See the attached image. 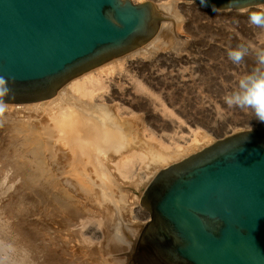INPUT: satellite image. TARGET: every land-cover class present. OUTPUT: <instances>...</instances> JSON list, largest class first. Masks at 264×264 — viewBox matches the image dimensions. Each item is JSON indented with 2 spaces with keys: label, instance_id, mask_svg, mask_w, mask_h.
<instances>
[{
  "label": "rangeland",
  "instance_id": "obj_1",
  "mask_svg": "<svg viewBox=\"0 0 264 264\" xmlns=\"http://www.w3.org/2000/svg\"><path fill=\"white\" fill-rule=\"evenodd\" d=\"M261 10L264 9L256 7L237 11H221L209 7L202 9L195 0L182 1L175 8V11L179 12L181 22H178L174 29L181 38L175 37L171 47L167 48L166 54L162 53L166 49L163 47V50L159 49L161 51L158 54L153 53L149 54L150 57L136 59V61H143L144 64L152 61V64L158 65L159 71H153L157 72L158 81L150 82L147 69L137 71L132 68H127L126 71L117 68L112 74L107 75L105 80L103 79L107 87L113 84L114 80L119 79L125 86L115 88V91L127 90L134 93L132 88L135 83L131 82L128 85L126 82L129 77L133 79L135 77L151 92L160 93L165 97L161 98L163 104L182 121V123L178 120L176 122L175 116L164 115L163 117V113L160 112L162 108L160 101L150 99V103L156 107L149 103V110L145 115L146 131L149 129V132L144 131V134L141 130H137L128 141H125L126 144H119L117 147L125 148L128 153L136 150L140 154L143 153L145 158L142 154L143 158H140L143 161L148 157L144 164L139 163L140 159L137 157L132 158L131 162L135 163H133L134 169L130 164L132 169L130 175L131 173L132 175L127 178L130 179L126 180L127 183L124 182L125 185L119 182L117 187L114 185L111 188H104L103 181L95 176H92L93 179L95 178L93 183L88 179L76 181L75 172L67 171L68 163L65 162L67 163L65 164L62 159V161L55 159L49 146L46 147L50 141L43 135L40 136L43 140L45 139L44 142L41 141L43 145L42 149L40 148L41 151L39 147L34 150L37 145L27 140L32 138L36 128H45V124L39 123L44 122L45 116L42 114H32L30 120L26 122L28 124L26 129L23 127L24 124L19 125L16 122L19 119L22 120L21 116L8 118L3 114L0 117V207L4 210H0V221L3 220L0 222V231L3 229L0 232V244L10 242L9 245L13 248L12 264H106V260L110 258V264H134L132 257L139 235L149 220L148 214L139 205V201L147 180L151 178L148 179L149 174L145 173L150 170L149 166L153 165L151 155L155 152L163 153L162 151L165 150L168 153L175 149L165 135H173L176 132L174 138H177L182 134L184 139L182 137H180L181 140L176 139L177 144L181 146L188 139V126L191 129L198 127L202 133L204 131L211 133L208 131L211 130L219 135L230 127L238 129L235 133L251 128V130H258L264 138V123L255 120L249 111L229 108L223 102V96L235 88L239 78L255 66L253 56L246 57L245 62L239 66L233 65L228 60L227 50L241 43L252 48H264V29H258L250 25L248 21L252 12ZM126 55L128 54L114 58L99 68L105 64H111L109 62L114 63L120 59L123 61ZM155 59L159 60L158 63ZM68 84L61 89L67 88ZM108 88L102 91L104 97H108L113 92L112 85ZM117 101L115 99V102ZM128 102L127 100L124 107L131 105L132 110L138 113L135 107L137 102L133 101L131 104ZM60 110H51L48 115L52 114L53 118L56 116L54 114ZM130 118L127 116V119ZM36 122L39 124L35 125ZM178 125L182 133L176 129ZM152 132L156 138L158 137L157 140L161 139L157 142L153 141L156 139L151 135ZM143 134L145 139L142 137ZM216 134L213 135V142L223 138ZM160 148L163 149L161 152ZM167 148H170L169 151ZM120 155L121 153L115 157V160L120 159ZM77 162L75 160L72 164L80 165V159ZM137 164L142 166L137 168ZM138 175L142 179L138 178ZM112 180L114 183L118 182L117 178L113 177ZM104 193L108 195L109 201L104 198ZM1 224H4V228ZM15 230H17L16 234ZM80 232L86 233L87 237H90L88 233L94 234L92 236L94 238L90 239L92 242L89 239L82 240ZM103 237H105L104 240ZM106 238L109 241H105ZM108 242L114 243V245L112 243L113 250L110 247L104 250L106 244L110 245ZM104 251L109 252H106L104 256Z\"/></svg>",
  "mask_w": 264,
  "mask_h": 264
},
{
  "label": "water",
  "instance_id": "obj_2",
  "mask_svg": "<svg viewBox=\"0 0 264 264\" xmlns=\"http://www.w3.org/2000/svg\"><path fill=\"white\" fill-rule=\"evenodd\" d=\"M194 1V0H183ZM0 0V76L10 105L47 101L71 80L147 45L150 2ZM242 10L264 0H201ZM148 222L134 264H264V138L229 134L159 170L142 190Z\"/></svg>",
  "mask_w": 264,
  "mask_h": 264
},
{
  "label": "bare ground",
  "instance_id": "obj_3",
  "mask_svg": "<svg viewBox=\"0 0 264 264\" xmlns=\"http://www.w3.org/2000/svg\"><path fill=\"white\" fill-rule=\"evenodd\" d=\"M130 1H132L133 3H143L145 1L150 2L153 5L154 10L159 14L160 27H159L158 32L155 35V37L147 45H145L142 48H138V49L132 51L131 53L126 55L127 57L125 59L123 58V61H121V59H120L118 61H115L114 63L109 62L111 64H109V65L105 64L100 68L98 67V69L89 71V72L83 74L82 76L73 79L72 82L71 81L69 82L67 88H65L66 87L65 86L64 87L65 89L63 88V89L59 90L56 93L55 97L52 98V100L35 102L32 104H25V105H10V104H8L7 111L4 113L5 117H8V118L14 117L16 115L19 117L21 116L22 120L19 119L16 122L19 123V125L24 124L23 127L25 129L27 128V125H28V124H26V122H28L30 120L29 118L31 117L32 114L39 113V114H42L43 116H45L44 122H39L40 124L41 123L45 124V128L44 129L36 128L39 131L35 129L33 131L32 138L30 137L31 139L28 137H24V138L30 139L27 141L28 142L30 141L31 144L37 145V147H35L34 150H36L39 147V151H41V149L43 147V145L41 144V141L43 139L40 136L43 135L45 137V139L50 141L49 145H46V147L49 146L50 151L53 153L55 159H57V160L62 159V160H64V163L65 162L68 163V165H69L68 167L70 169L68 168L67 171L75 172V175L77 177L75 176L74 178H77L76 181L81 180V179L82 180L88 179L91 183H93L95 178L93 179L92 176H95L98 179L103 181V184L105 185V186L103 185L104 188H107V187L111 188V186L113 187L114 185H116V187H117L118 186L117 183H119V182L120 183L123 182V184H124V182L127 183L126 180H130L127 178H129L132 175V173L130 175V170L134 169V165H133L134 162L133 163L131 162L132 158L137 157L138 159H140L142 157V155L144 157V154L141 153L142 154L141 155L139 153V151H137V150L134 152L131 151L132 153L131 152L128 153V151H126L125 148L122 147L121 149H119L117 147L119 144L120 145L126 144L125 141H128V139L131 138V135L133 136V133H135L137 130H141L142 133H144V131L149 132V129L146 131L147 127L145 126V124H146L145 123V118H146L145 115H147V112H148L147 110H149L148 109L149 103L151 101H155L154 99H156V100H158V102L160 101L159 103H161L160 106L162 108L160 109L161 110L160 112L163 113V117H164V115L170 116V117L175 116V113H173L172 111H169V109L166 108V106L163 104L161 98H165V97L161 96L160 93L154 94V92H151V90L146 88L141 83V81L136 79L135 77H134V79L129 77L128 82H126V84L128 83V85L131 82H133V84L135 83L134 87L132 86L133 84H131V86L133 87L132 89H134V93L127 91V90H123V91L121 90L120 92L115 91V88H121L124 85L123 83H121V80L118 79V81L114 80L113 84H111L113 92H111V94L108 97L103 96L104 92H102V91H105L106 88L111 87V85L107 87L105 84V81H103V79L105 77H107V75L112 74V72L115 71L117 68H118V70H123V71H126L127 68H130V69L132 68V69H135L137 71H144L147 69L149 71L148 75H150L149 76L150 82H152L153 80L158 81V79L156 78L157 72H153V71L154 70L159 71V69H158L159 66L152 64V61L149 64H144L143 61H136V59H139V58H142L145 56L150 57L149 54H153V53L158 54L159 51H161L159 49H162L163 47L166 49L163 50L164 49L163 48L162 53L165 52V54H166V52L168 51L167 48L171 47V45L173 43L172 41L175 40V37H177L178 39L181 38V35L176 33V31L174 30L175 25L178 24V22H181L180 21L181 17L179 15V12L175 11V8L177 7L178 3L182 2L183 0H181V1L180 0H130ZM195 1L198 2V4L200 5V8H202V9L206 8V6L203 5L201 0H195ZM183 3H185V2H183ZM185 4H188V3H185ZM254 7L264 9V4L257 5ZM246 9H248V8H246ZM165 29H167V30H165ZM171 49H173V48H171ZM167 54L169 56V53H167ZM158 61L159 60L155 59V62L158 63ZM102 75L104 77H102ZM159 80H161V79H159ZM100 92H102V94H100ZM115 99H117L118 101L115 102ZM150 99H151V101H150ZM127 100L129 101L128 102L129 104H131L133 101L137 102L135 107H136V110L138 111V113L135 112L134 110H132L131 105H129L130 107H124V105L127 104ZM154 107H156V106L154 105ZM57 109L58 110L61 109V110H60V112L55 111L57 113V114H54V115H56L55 117L52 118L51 117L52 114H51V116L48 115V114H50L51 110H57ZM154 110H157V109L155 108ZM140 111H141V114H140ZM127 116H130L131 118L127 119ZM0 117H2V116H0ZM168 118H166V119H168ZM174 118H176L175 119L176 122L179 121V123L180 122L182 123V121L179 120L177 118V116H175ZM41 119H43V118H41ZM33 122H35V121H33ZM39 123L36 122L35 125L39 124ZM179 126L180 125H178L176 127V129H179L180 128ZM230 128H227L221 135H219L217 133L218 137L228 136L229 134L235 133V131L238 130V129L235 130L234 128H231V130H230ZM187 130H188V136L187 135L186 136L188 137V139H187V141L184 142V145H182V146L180 144H177V140H181L180 137H182L183 139L185 138L182 136V134L180 135V137H177L178 139L174 138V136L176 137V132H174V131H173L174 132L173 135L172 134L171 135H165L166 139L171 143V145H174L173 147H175V149H173L174 151L166 153L167 151L165 150L166 149L165 148L164 149L165 151H162L163 153L155 152L154 154L151 155L152 158L151 157L150 158L152 160L153 165L149 164L150 166L149 165L148 166H149L150 170L148 172H145V173L149 174L148 179L150 177L152 178L159 170L163 169L164 167H167L171 163H175L176 160H179V159L182 160V159L186 158L187 156H189L192 152L194 153V152L199 151V150L205 148L206 146L210 145L213 142V135L215 136V134H216V133H214L215 131L213 132L211 130H208L211 133H207V131L206 132L204 131L202 133L200 131L201 129H199L198 127L191 129V127L188 126ZM181 131L182 130L179 129L178 132H181ZM199 131L201 133H199ZM139 132H137V133H139ZM27 134H29V133H27ZM144 134L142 137L145 139L146 137L144 136ZM179 134L177 136H179ZM217 134H216V136H217ZM151 135H153V132ZM137 136H138V134H137ZM146 136L148 137V140H150L149 136L148 135H146ZM126 138H127V140H126ZM134 138H136V137H134ZM157 138L155 137L156 140L153 139V141L157 142L158 140L161 139V138H159L157 140ZM44 140H43V142H44ZM118 140H120L121 142H117ZM161 142H162V140H161ZM161 144L163 145L164 143H161ZM167 145H169V144H167ZM122 146H124V145H122ZM165 146L166 145H164V147ZM170 148L172 149V147H170ZM169 149H168V151H169ZM161 150H163V149L160 148V152H161ZM37 152H38V150H37ZM120 153H121L120 159L115 160V157L117 155L119 156ZM49 159H51V157ZM79 159H80V165H78V164L76 165V163L75 164L73 163L75 165L74 166L72 164V162H75V160L77 162ZM57 160H55V162ZM141 160L143 161V159H140L138 162L139 163L141 162L142 164H144L146 162L145 160H144L145 162L144 161L142 162ZM135 161H137V160H135ZM55 162H53V163H55ZM67 163H65V164H67ZM77 163H79V162H77ZM130 164L133 165L132 169L130 167ZM138 166L139 165L137 164V168H138ZM141 166L142 165L140 164L139 168ZM63 170H65V169H63ZM137 170L139 171L141 169H137ZM141 171H144V170H141ZM112 176L114 178H117L118 182L114 183V181L112 180L113 179ZM143 176L145 177V175H143ZM15 177H18V176H15ZM138 178H140L139 175H138ZM140 179H142V178H140ZM149 180H147V182ZM3 181L4 180H2V182ZM139 183H141V181H139ZM123 184H121V185H123ZM104 198H107L106 200L109 199L108 195H106L105 193H104ZM110 201H111V199H110ZM105 204H103V205H105ZM1 206H3V205H1ZM0 210H1V207H0ZM1 211H4V210L2 209ZM2 221H0V222H2ZM3 225H2V227L4 228ZM2 230L3 229H1V231ZM17 230L19 233V229H17ZM17 230H15V234H16ZM96 232H97V230H96ZM6 234H8V233H6ZM13 235H14V233H13ZM88 235H90V237H87L86 233L80 232V237H81V239L83 238L82 240H84V239L90 240V239L94 238V237H92V236H94V234L88 233ZM104 238L105 237H103V240H104ZM18 239H19V237H18ZM95 240H96V238H95ZM105 241H109V240L106 238ZM90 242H92V241L90 240ZM112 243L110 244V242H108V244H110V245L106 244L105 247L104 246H102V247H104V250H108V247H110L112 249L113 248ZM9 244H10V242H9ZM11 244H13V243H11ZM102 244H103V242H102ZM113 245H114V243H113ZM106 252L107 251H104L103 255ZM126 257H128V256H126ZM109 260H111V258L106 260V264L107 263L110 264ZM124 260L127 262L126 259H124Z\"/></svg>",
  "mask_w": 264,
  "mask_h": 264
},
{
  "label": "clouds",
  "instance_id": "obj_4",
  "mask_svg": "<svg viewBox=\"0 0 264 264\" xmlns=\"http://www.w3.org/2000/svg\"><path fill=\"white\" fill-rule=\"evenodd\" d=\"M126 4L127 0H120ZM249 24L264 29V10L252 12L248 17ZM253 56L255 66L242 75L237 86L223 96V102L229 108L249 111L255 120L264 123V48H252L244 43L227 50L228 60L239 66L245 58ZM13 91L9 87V79L0 76V116L7 111V99L12 98ZM251 131V128L249 129ZM13 248L9 244H0V264H12Z\"/></svg>",
  "mask_w": 264,
  "mask_h": 264
}]
</instances>
